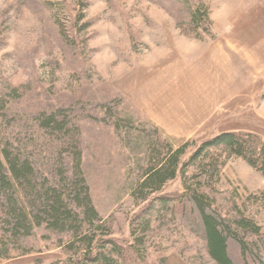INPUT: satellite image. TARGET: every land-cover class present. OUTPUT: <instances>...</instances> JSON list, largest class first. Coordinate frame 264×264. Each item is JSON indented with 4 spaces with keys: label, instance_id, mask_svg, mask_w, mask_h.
<instances>
[{
    "label": "rangeland",
    "instance_id": "374dc122",
    "mask_svg": "<svg viewBox=\"0 0 264 264\" xmlns=\"http://www.w3.org/2000/svg\"><path fill=\"white\" fill-rule=\"evenodd\" d=\"M56 112L81 128L86 178L113 237L135 244L125 264H218L197 193L239 230L236 264H264V175L228 154L218 175L184 167L223 133L264 139V0H0V138L59 183L63 167L74 176L75 150L37 120ZM185 145L175 180L134 195L152 164ZM3 210L0 264L76 255L72 235L47 226L16 239ZM244 218L261 230L240 229Z\"/></svg>",
    "mask_w": 264,
    "mask_h": 264
},
{
    "label": "trees",
    "instance_id": "16d2710c",
    "mask_svg": "<svg viewBox=\"0 0 264 264\" xmlns=\"http://www.w3.org/2000/svg\"><path fill=\"white\" fill-rule=\"evenodd\" d=\"M199 13H196V20ZM64 113L43 114L37 118L41 127L54 134L62 133L74 149L73 177L62 168V179L55 183L49 175L40 176L34 159L27 156L23 148L11 142L4 144L0 138V204L4 208L6 224L11 227L13 237L31 236L34 231L47 226L58 233H70L69 249L76 255L56 264H125L134 254L135 244H127L113 237L112 227L98 211L89 182L84 171V152L81 146L82 131L72 126ZM188 154V145L174 148L165 157L157 160L147 171L146 177L134 189V195L149 199L175 180ZM244 158L264 175V139L254 133L226 132L204 143L184 164V167L202 169V175L220 173L224 156ZM62 164V163H61ZM63 165V164H62ZM203 216L208 242V251L218 264H236L230 254L229 240L239 230L229 221L208 211L209 196H195ZM172 199L161 197L158 203L169 206ZM155 203L156 207L158 204ZM152 210V209H151ZM239 228L261 230L253 220L247 218L237 223ZM109 228V229H108ZM106 230L105 237L100 236ZM247 248V243L243 241Z\"/></svg>",
    "mask_w": 264,
    "mask_h": 264
}]
</instances>
